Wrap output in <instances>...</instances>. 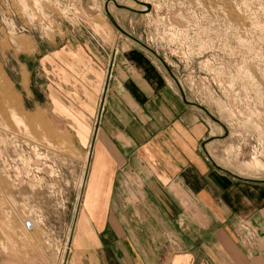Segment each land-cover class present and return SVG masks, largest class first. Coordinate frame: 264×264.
Instances as JSON below:
<instances>
[{"label":"rangeland","instance_id":"obj_1","mask_svg":"<svg viewBox=\"0 0 264 264\" xmlns=\"http://www.w3.org/2000/svg\"><path fill=\"white\" fill-rule=\"evenodd\" d=\"M105 1L0 0V264L68 262L88 137L103 110L100 101L89 123L80 115L91 109L87 87L95 84L80 66L90 55L109 58L107 85L118 49L136 44L112 24ZM142 1L150 11L112 2L108 10L165 60L190 101L227 127L225 138L207 147L211 156L264 176V0ZM206 118L209 132L222 136V126ZM27 218L31 230L23 226ZM253 233L246 221L239 224L245 241Z\"/></svg>","mask_w":264,"mask_h":264},{"label":"crops","instance_id":"obj_2","mask_svg":"<svg viewBox=\"0 0 264 264\" xmlns=\"http://www.w3.org/2000/svg\"><path fill=\"white\" fill-rule=\"evenodd\" d=\"M135 43L118 49L107 85L109 58L90 55L80 66L95 83L80 115L89 123L100 101L103 110L88 137L66 264H264V176L211 156L206 147L225 137L213 138L221 135L209 132L210 117ZM243 221L252 240L238 236Z\"/></svg>","mask_w":264,"mask_h":264},{"label":"water","instance_id":"obj_3","mask_svg":"<svg viewBox=\"0 0 264 264\" xmlns=\"http://www.w3.org/2000/svg\"><path fill=\"white\" fill-rule=\"evenodd\" d=\"M137 3L141 4L143 6V8L141 9H136V8H133V7H130V6H127L125 4H121V3H118L116 0H106L105 3H104V7H105V12L107 14V16L109 17L110 21L112 22V24L121 32L123 33L124 35H126L127 37H129L130 39H132L133 41L137 42L139 45H141L142 47H144L145 49H147L149 52H151L161 63L162 65L165 67V69L167 70L168 74L172 77V79L175 81V83L177 84L178 88H179V91L181 93V96L183 98V100L191 105H194V106H197L199 108H201L213 121L215 122H218L221 124V126L223 127L224 129V134L222 136H213V138H219V137H225L227 135V129L225 127V125H223L214 115H212L209 110L205 107V106H202L196 102H193V101H190L187 99V96L185 95L184 93V90L183 88L180 86L179 82H178V79L176 78L175 74L173 73V71L171 70V68L168 66V64L165 62V60L155 51L153 50L152 48H150L147 44H145L143 41L139 40L138 38H136L135 36H133L132 34H130L128 31H126L124 28H122L118 22L115 20V18L111 15V13L109 12L108 10V3L109 2H112L116 7L118 8H123V9H126V10H129V11H133V12H139V13H145V12H148L150 11L151 9V4L150 3H147V2H143L141 0H135ZM204 144V143H203ZM214 162V161H213ZM215 166L219 169H222L226 172H229V173H232L231 171L219 166L217 163H215ZM234 174V173H232ZM235 176H238L237 174H234ZM241 177V176H240ZM245 178V177H243Z\"/></svg>","mask_w":264,"mask_h":264},{"label":"built area","instance_id":"obj_4","mask_svg":"<svg viewBox=\"0 0 264 264\" xmlns=\"http://www.w3.org/2000/svg\"><path fill=\"white\" fill-rule=\"evenodd\" d=\"M23 226H24L25 229L31 230L33 228V226H34L33 220L31 218L25 219L24 222H23ZM243 227L246 228V229L248 228L245 224L243 225Z\"/></svg>","mask_w":264,"mask_h":264},{"label":"bare ground","instance_id":"obj_5","mask_svg":"<svg viewBox=\"0 0 264 264\" xmlns=\"http://www.w3.org/2000/svg\"><path fill=\"white\" fill-rule=\"evenodd\" d=\"M141 1H142V0H141ZM143 2H145V1H143ZM130 7H131V6H130ZM139 9H140V8H139ZM178 82H179V81H178ZM179 84H180V83H179ZM180 86H181V84H180ZM213 140H214V139H213ZM216 140H218V139H216ZM210 142H211V141H210ZM210 142H209V143H210ZM207 144H208V143H207ZM206 148H207V147H206ZM206 150H207V149H206Z\"/></svg>","mask_w":264,"mask_h":264}]
</instances>
